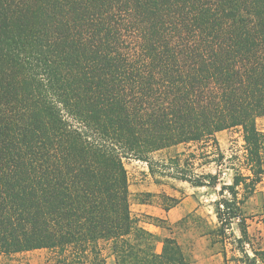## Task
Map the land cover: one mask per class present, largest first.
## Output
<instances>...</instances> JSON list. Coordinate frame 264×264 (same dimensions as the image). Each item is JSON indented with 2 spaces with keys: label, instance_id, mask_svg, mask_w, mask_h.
I'll list each match as a JSON object with an SVG mask.
<instances>
[{
  "label": "trees",
  "instance_id": "16d2710c",
  "mask_svg": "<svg viewBox=\"0 0 264 264\" xmlns=\"http://www.w3.org/2000/svg\"><path fill=\"white\" fill-rule=\"evenodd\" d=\"M232 129L243 158L212 234L233 237L224 264H264L244 209L264 179V0H0V256L105 264L107 246L114 264H188L174 236L132 215L123 159L216 187L218 172L180 167L221 164L216 134ZM167 199L165 212L179 202Z\"/></svg>",
  "mask_w": 264,
  "mask_h": 264
},
{
  "label": "rangeland",
  "instance_id": "374dc122",
  "mask_svg": "<svg viewBox=\"0 0 264 264\" xmlns=\"http://www.w3.org/2000/svg\"><path fill=\"white\" fill-rule=\"evenodd\" d=\"M256 126L259 130L262 129L263 119L259 118L256 121ZM238 129L224 130L216 134V140L219 148L224 152L225 159L218 163L204 164L201 154L195 160H189L188 164H192V168H185L181 166V170L186 171V178L191 174H203L218 172L219 182L216 187H193L190 183L182 181L172 176H166L164 171L161 173L160 169H155L156 173L151 176L148 172L146 163L127 157L123 159L124 167L127 171L128 187H129V203L130 211L133 216L139 218L144 222V227L149 228L155 235L174 236L179 242L184 254L188 260V264H224L223 250L228 257L233 251L235 255V244L233 237L220 238L212 234V230L217 227V221L214 211V201L218 197V190L220 184H229L233 175V167H238L243 158V146ZM196 145H178L157 152L151 155L155 162H167L170 157L177 154H185L191 150H197ZM198 147V152L201 153ZM174 172V170H173ZM154 187V190H152ZM166 198H173L179 200L175 206V211L171 219H165L171 227V231L156 227L147 217L156 218V216L148 214L150 209L143 205H160L162 208L171 204L170 200ZM182 200H185L183 203ZM245 212L250 219L247 223L249 225L248 231L254 237L260 246L264 247V179L256 186L255 192L245 203ZM159 218V217H157ZM181 220V221H180ZM235 237L239 236L238 228L234 222L231 226V231ZM227 232L226 234H229ZM228 236V235H226ZM102 255L106 257L105 264H114L112 255L107 246H102ZM52 255L46 250H33L12 255H1L0 264H45L47 258L50 259ZM234 264V263H230Z\"/></svg>",
  "mask_w": 264,
  "mask_h": 264
},
{
  "label": "crops",
  "instance_id": "0c3cea01",
  "mask_svg": "<svg viewBox=\"0 0 264 264\" xmlns=\"http://www.w3.org/2000/svg\"><path fill=\"white\" fill-rule=\"evenodd\" d=\"M152 190H154V187H152ZM184 201H185V200H182L181 203H183ZM144 207H146V208H148V209L151 210V211H148V212H147L148 214L154 215V216L159 217V218L164 217V218L171 219V217H172L173 215H175L174 212H173V211H175V207L169 209L167 212H165V211L163 210V208H162L160 205H154V204H153V205H150V204H147V205H145V206L143 205V208H144ZM149 226H150V225H148V226L145 227V228H146L147 230L151 231L150 229H148Z\"/></svg>",
  "mask_w": 264,
  "mask_h": 264
}]
</instances>
